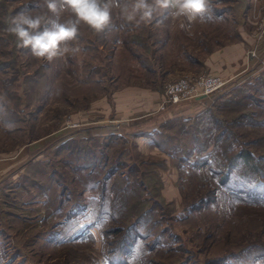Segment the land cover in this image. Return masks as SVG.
Masks as SVG:
<instances>
[{
    "label": "rangeland",
    "instance_id": "1",
    "mask_svg": "<svg viewBox=\"0 0 264 264\" xmlns=\"http://www.w3.org/2000/svg\"><path fill=\"white\" fill-rule=\"evenodd\" d=\"M212 8L207 51L228 47L232 57L237 43L246 49L233 69L261 63L264 0H214ZM39 10L43 0H0V144L38 139L27 170L13 187H0V264H264V65L254 78L235 80L223 78L221 66L177 63L184 69L164 83L165 97L171 86L215 88L204 112L213 130L197 142L194 128L178 123L160 136L179 172L177 200H167L157 174L163 159L140 153L124 129L116 128L123 137H92L90 127L108 122L96 125L83 107L114 89L130 59L137 83L161 81L171 56L151 57L149 42L166 40L175 22L136 28L114 15L105 33L82 26L75 57L48 62L17 48L6 31L9 16ZM194 23V33L204 32L206 23ZM185 47L201 58L199 46ZM76 115L93 123L80 125Z\"/></svg>",
    "mask_w": 264,
    "mask_h": 264
},
{
    "label": "crops",
    "instance_id": "2",
    "mask_svg": "<svg viewBox=\"0 0 264 264\" xmlns=\"http://www.w3.org/2000/svg\"><path fill=\"white\" fill-rule=\"evenodd\" d=\"M218 1L219 0H216V2ZM219 11L220 14L223 12L222 9ZM204 23H206V25L200 27L204 32H200L199 35L193 32L196 30V26H198L195 23H192L186 28H181L179 26L180 22L176 21L165 29V31L167 30L166 40L165 38H161L162 42L160 43H158L160 40L149 42L154 44V52L151 57L156 58L159 56L164 59V57H166L164 56V53H169L168 56H171L167 62L168 66L164 70V73L161 74V81L156 82V84L152 81L149 84H146L147 81H145L144 84L137 83L136 81L140 80L138 78L139 75H135L136 71L133 73L134 69H132L131 66L134 62L130 59L128 62H125L128 65L126 68L128 73L125 75L120 74L122 75V78L118 79V81L117 79L114 80V89L107 91L109 92L107 93L108 95L104 93V95H101L99 98L94 97L92 100L90 99L89 106L83 107L86 109L85 113H88L85 114V116L90 119L95 117L96 120H94V122L96 125L103 121L108 122L105 126L98 125L90 127L92 132L90 133L89 131V133L92 134V137L102 136L107 133L119 134L123 137L120 132H117L116 128L124 129L128 132L125 134L130 135L140 153L146 155V157L156 156L163 159V167H161L157 174L162 181L160 193L167 200H177V192H179V189L176 182L179 172L176 165L172 162V154L164 149L163 145L165 141L160 139V136L162 133L165 134L167 131H171V127L178 123H183L187 127L194 128L193 121L196 116L209 110V107H211V104L213 103V100L209 101L207 98L208 96H195L193 98L181 100L177 103L168 101L165 97L166 89H164V83L170 80L168 79L169 77L176 74L175 71L180 73L184 69V67L179 66L177 63L181 64L187 61L192 65L197 64L199 67L205 68L206 70H209L210 65H212L213 69L221 66L219 72L220 75L224 78L231 73L233 76H229L228 79L235 80L254 78L264 65V40L260 45H256L255 39H253V41L249 40L250 42L247 41L250 46L256 45L259 56L260 58H263V61L254 66L255 63H257V60H251L249 64L250 68H246V70H244V66H242V68L238 67L237 69H233L235 66L239 65V59L244 55V50L246 49L244 45L237 43L231 44L230 47L234 48L233 50L235 52V55L232 57L225 55L230 49L227 47L222 50V45L220 46V48L222 47L221 49H214L209 53V51H207L208 26L206 21ZM160 26L163 27L164 23ZM150 27L153 29L157 26L156 24H153ZM159 30L162 31L161 28ZM172 31L179 32V37L176 35L174 36ZM116 42L119 43V39ZM187 45L188 47L194 45L199 46L201 58H195L193 54H189L185 47ZM119 46L120 43L116 48ZM203 47H205L204 51ZM221 50L225 51L222 52ZM203 54L204 56H202ZM186 55L190 56V59H186ZM112 58L111 61L114 68L117 62L115 61L117 58V52H115ZM121 63L122 62H119L118 71H121L122 69ZM132 76H135V81L129 80ZM124 78H127L128 81H125ZM118 83L122 84L118 85ZM75 119L81 120V122H78L80 125L93 123V121L88 123L84 122L82 120L83 116L78 117V115H76ZM50 120L53 121V118H50ZM18 129L20 128H16L15 130ZM101 129H104L105 131L100 132L99 130ZM106 129L109 130V132L106 131ZM57 130H59V128L56 129V131ZM6 132H8L7 129ZM181 132H183L182 134L188 133L184 130H181ZM52 133L54 132L52 131ZM37 141L38 139L30 137L29 139H13L12 142H9V137H7V143L0 144V187L4 185L13 187L16 183L15 181L23 175L24 171L28 168V161L33 157V147ZM64 141L65 139L57 144L60 145ZM8 143L12 144L10 145Z\"/></svg>",
    "mask_w": 264,
    "mask_h": 264
},
{
    "label": "clouds",
    "instance_id": "3",
    "mask_svg": "<svg viewBox=\"0 0 264 264\" xmlns=\"http://www.w3.org/2000/svg\"><path fill=\"white\" fill-rule=\"evenodd\" d=\"M45 10L20 11L7 18L6 31L19 49L38 60H65L83 51L81 28L95 34L114 26V15L136 28L179 21L186 28L214 19L213 0H43Z\"/></svg>",
    "mask_w": 264,
    "mask_h": 264
},
{
    "label": "built area",
    "instance_id": "4",
    "mask_svg": "<svg viewBox=\"0 0 264 264\" xmlns=\"http://www.w3.org/2000/svg\"><path fill=\"white\" fill-rule=\"evenodd\" d=\"M254 55H255V53L251 52V56H254ZM183 82L185 83V85L188 86V80H184ZM172 87H174V86H171L170 90H167V92L170 94V99L168 101H170L172 103H177L181 100H186L188 98H193L195 96H198V97L208 96L209 93H211L215 89V88H209L206 85H204V86L202 85L201 88H199L194 83L192 84L191 87H189V89H185V90H183L182 88H174L173 89ZM199 119L200 118L197 115L196 121Z\"/></svg>",
    "mask_w": 264,
    "mask_h": 264
},
{
    "label": "trees",
    "instance_id": "5",
    "mask_svg": "<svg viewBox=\"0 0 264 264\" xmlns=\"http://www.w3.org/2000/svg\"><path fill=\"white\" fill-rule=\"evenodd\" d=\"M137 43V42H136ZM208 111V110H207ZM210 112V109H209ZM206 114L203 112L202 114H199L198 117L200 118L199 120H197L196 122L193 123L194 125V130H195V134H196V139L197 142L200 141L201 139H205L207 137H209L210 131H212L213 129L211 128V124L208 122V119L205 116ZM202 141V140H201ZM164 149H166L165 144L163 145ZM168 152V151H167ZM173 157V156H172ZM244 158L246 161H249L250 158V154L246 153V155H244ZM174 160V159H173ZM177 167V166H176ZM178 169V168H177ZM224 181V179H223Z\"/></svg>",
    "mask_w": 264,
    "mask_h": 264
}]
</instances>
